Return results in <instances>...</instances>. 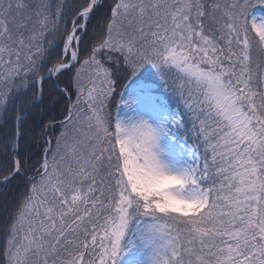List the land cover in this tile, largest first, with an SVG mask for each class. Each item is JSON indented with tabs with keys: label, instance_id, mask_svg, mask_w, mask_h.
Returning <instances> with one entry per match:
<instances>
[{
	"label": "snow or ice",
	"instance_id": "snow-or-ice-1",
	"mask_svg": "<svg viewBox=\"0 0 264 264\" xmlns=\"http://www.w3.org/2000/svg\"><path fill=\"white\" fill-rule=\"evenodd\" d=\"M0 264H264V0H0Z\"/></svg>",
	"mask_w": 264,
	"mask_h": 264
},
{
	"label": "bare ground",
	"instance_id": "bare-ground-1",
	"mask_svg": "<svg viewBox=\"0 0 264 264\" xmlns=\"http://www.w3.org/2000/svg\"><path fill=\"white\" fill-rule=\"evenodd\" d=\"M2 243H3V237L2 235H0V246H2Z\"/></svg>",
	"mask_w": 264,
	"mask_h": 264
}]
</instances>
